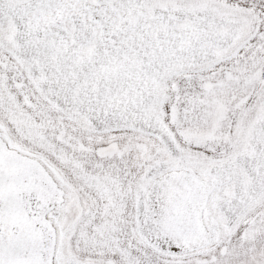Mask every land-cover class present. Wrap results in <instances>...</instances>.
<instances>
[{"label":"snow or ice","instance_id":"6c2138e0","mask_svg":"<svg viewBox=\"0 0 264 264\" xmlns=\"http://www.w3.org/2000/svg\"><path fill=\"white\" fill-rule=\"evenodd\" d=\"M0 264H264V0H0Z\"/></svg>","mask_w":264,"mask_h":264}]
</instances>
